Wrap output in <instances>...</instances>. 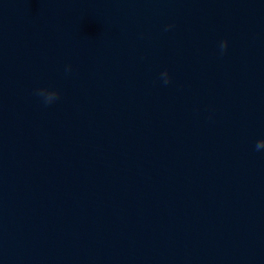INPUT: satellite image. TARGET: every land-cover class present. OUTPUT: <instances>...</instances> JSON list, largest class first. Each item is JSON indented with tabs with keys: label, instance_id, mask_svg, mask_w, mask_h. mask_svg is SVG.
<instances>
[{
	"label": "water",
	"instance_id": "water-1",
	"mask_svg": "<svg viewBox=\"0 0 264 264\" xmlns=\"http://www.w3.org/2000/svg\"><path fill=\"white\" fill-rule=\"evenodd\" d=\"M262 141L264 0H0V264H264Z\"/></svg>",
	"mask_w": 264,
	"mask_h": 264
},
{
	"label": "clouds",
	"instance_id": "clouds-1",
	"mask_svg": "<svg viewBox=\"0 0 264 264\" xmlns=\"http://www.w3.org/2000/svg\"><path fill=\"white\" fill-rule=\"evenodd\" d=\"M165 71H167V69H165ZM169 80H170V78L169 79H165L164 82L168 83ZM255 147H256L257 150L261 149L262 147H264V141L257 142Z\"/></svg>",
	"mask_w": 264,
	"mask_h": 264
}]
</instances>
